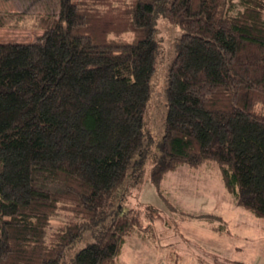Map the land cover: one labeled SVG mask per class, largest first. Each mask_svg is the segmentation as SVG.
Listing matches in <instances>:
<instances>
[{"label":"trees","instance_id":"trees-1","mask_svg":"<svg viewBox=\"0 0 264 264\" xmlns=\"http://www.w3.org/2000/svg\"><path fill=\"white\" fill-rule=\"evenodd\" d=\"M59 4L35 41L0 40V264H120L128 238L153 230L118 214L64 260L147 155L160 16L184 32L151 181L163 193L169 172L215 161L235 201L264 218V0Z\"/></svg>","mask_w":264,"mask_h":264},{"label":"rangeland","instance_id":"rangeland-1","mask_svg":"<svg viewBox=\"0 0 264 264\" xmlns=\"http://www.w3.org/2000/svg\"><path fill=\"white\" fill-rule=\"evenodd\" d=\"M59 9V0H0V11L6 20V25L0 27V40L35 41L43 32L40 27L44 16L57 14ZM183 32L178 22L164 16L158 18L160 51L143 135L147 155L139 164L136 160L142 150L136 152L127 176L114 191L107 208L110 213L95 230H86L68 249L66 262L70 263L82 247L95 241L99 229L108 226L115 216L129 214L138 216L145 227L153 225L154 231L144 229L129 237L120 264H243L241 262L247 258L252 259L253 264H264V218L255 216L235 201L225 187L217 162L199 168L181 165L164 178L163 193L151 181L166 126L167 75ZM200 212L214 213L219 219H199ZM60 217L52 219L53 225L61 223ZM220 223L230 228L231 234L210 231L209 227ZM226 241L235 246L220 251ZM171 246L184 256L175 260L174 251L169 250L173 249ZM238 247L242 249L237 250Z\"/></svg>","mask_w":264,"mask_h":264},{"label":"crops","instance_id":"crops-1","mask_svg":"<svg viewBox=\"0 0 264 264\" xmlns=\"http://www.w3.org/2000/svg\"><path fill=\"white\" fill-rule=\"evenodd\" d=\"M198 214L196 216H198ZM200 214H214V213H211V212H200ZM198 218L199 219H202V218L203 219H206V217H198ZM223 225L226 226L224 223H223ZM217 227H218V224L217 225L214 224V225H212V227H209V228H210V231L212 230L213 232L218 233L220 235L221 234H231L230 228L228 229V227H227V228H224V229H222V230L219 231V230L216 229ZM224 230H225V232L223 233ZM234 246L235 245H233L231 242L228 243L226 241V243L224 242V244L219 248V250L222 251L225 248H228V247H231L232 248ZM171 248H173V249H169V250H171V252L174 251V254L173 255H175V260H177V259H179V258H181V257L184 256V254H181L180 252H178L174 247L171 246ZM240 249H242V247H238L237 248V250H240ZM241 263H243V264H253L252 259H249V258H247L244 262H241ZM194 264H197V263H194Z\"/></svg>","mask_w":264,"mask_h":264}]
</instances>
